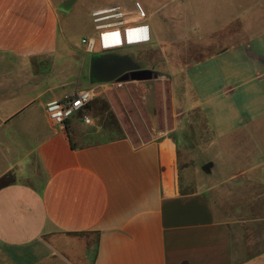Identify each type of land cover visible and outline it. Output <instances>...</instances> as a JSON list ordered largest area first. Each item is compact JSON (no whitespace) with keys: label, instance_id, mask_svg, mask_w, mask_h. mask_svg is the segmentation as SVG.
Wrapping results in <instances>:
<instances>
[{"label":"crops","instance_id":"0c3cea01","mask_svg":"<svg viewBox=\"0 0 264 264\" xmlns=\"http://www.w3.org/2000/svg\"><path fill=\"white\" fill-rule=\"evenodd\" d=\"M132 2L152 41L122 54L170 80L179 116L160 128L150 90L141 145L63 16L80 4L93 36ZM93 87L65 128L48 118ZM0 264H264V0H0Z\"/></svg>","mask_w":264,"mask_h":264},{"label":"rangeland","instance_id":"374dc122","mask_svg":"<svg viewBox=\"0 0 264 264\" xmlns=\"http://www.w3.org/2000/svg\"><path fill=\"white\" fill-rule=\"evenodd\" d=\"M80 4L76 5L75 8L69 12L63 14L66 18L65 31L68 38L74 44L81 45L83 38L90 35L89 25L86 22V16L83 11L79 10ZM115 20L109 18V23H114ZM165 39L163 38L158 47L165 45ZM141 48V47H140ZM140 48H125L121 52L131 51V54L135 59L140 60L143 50ZM149 56V55H148ZM144 55L143 57H148ZM91 57V56H90ZM153 78L149 80H133L128 79L121 88H117L116 91L122 92L127 91L131 99L128 103H123L117 98V93L114 91L113 105L119 120L123 123L125 131L122 134L127 133L136 145L149 140L150 135L154 133L155 119L159 121L160 128L171 129L175 126V121L179 118L175 110L173 109L172 103V85L170 80L162 74L153 71ZM148 88V94L146 98L147 105L144 104L143 95ZM155 91L158 96L157 110L153 118L147 113V109H153L156 107V97L151 91ZM100 101L95 100L89 106V109L97 105ZM147 106V109H146ZM84 113H81L82 115ZM127 131V132H126Z\"/></svg>","mask_w":264,"mask_h":264},{"label":"built area","instance_id":"2783aa9c","mask_svg":"<svg viewBox=\"0 0 264 264\" xmlns=\"http://www.w3.org/2000/svg\"><path fill=\"white\" fill-rule=\"evenodd\" d=\"M115 22L100 30L96 35L83 38L81 43L87 55L94 54H122L125 48H132L148 44L152 41L146 15L138 3L117 5ZM111 87L121 88L125 81L105 83ZM96 89L82 90L62 100H53L46 105L48 118L58 126L66 127L69 120L83 113L93 101ZM87 125H93L94 120L88 115L83 116Z\"/></svg>","mask_w":264,"mask_h":264},{"label":"water","instance_id":"95a60500","mask_svg":"<svg viewBox=\"0 0 264 264\" xmlns=\"http://www.w3.org/2000/svg\"><path fill=\"white\" fill-rule=\"evenodd\" d=\"M70 2L64 6H68ZM63 9H66L63 7ZM154 76L152 71L142 70L141 66L129 54H94L90 58L89 80L91 85L111 83L115 81L149 80ZM208 163L203 170L209 172Z\"/></svg>","mask_w":264,"mask_h":264}]
</instances>
